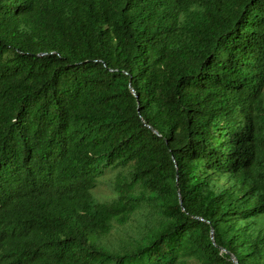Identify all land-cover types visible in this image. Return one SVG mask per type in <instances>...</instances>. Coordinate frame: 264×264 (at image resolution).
<instances>
[{
	"label": "trees",
	"instance_id": "trees-1",
	"mask_svg": "<svg viewBox=\"0 0 264 264\" xmlns=\"http://www.w3.org/2000/svg\"><path fill=\"white\" fill-rule=\"evenodd\" d=\"M228 253L264 264V0H0V264Z\"/></svg>",
	"mask_w": 264,
	"mask_h": 264
},
{
	"label": "rangeland",
	"instance_id": "rangeland-1",
	"mask_svg": "<svg viewBox=\"0 0 264 264\" xmlns=\"http://www.w3.org/2000/svg\"><path fill=\"white\" fill-rule=\"evenodd\" d=\"M115 170H105L103 176L98 182L97 186L93 189V196L96 199L102 200L107 199L111 196L112 192L109 187L108 180L113 179Z\"/></svg>",
	"mask_w": 264,
	"mask_h": 264
},
{
	"label": "water",
	"instance_id": "water-1",
	"mask_svg": "<svg viewBox=\"0 0 264 264\" xmlns=\"http://www.w3.org/2000/svg\"><path fill=\"white\" fill-rule=\"evenodd\" d=\"M153 132L156 133L155 130H153ZM178 201H179V203H180V199H179ZM209 233H210V238L212 239V228H210ZM228 254H229V258H230L235 264H237V261H236V259L233 257V255L230 254V253H228Z\"/></svg>",
	"mask_w": 264,
	"mask_h": 264
}]
</instances>
